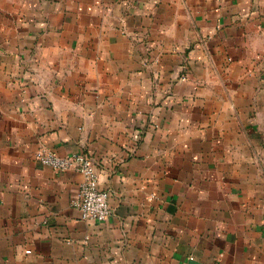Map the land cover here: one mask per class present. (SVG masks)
Returning <instances> with one entry per match:
<instances>
[{
	"label": "crops",
	"instance_id": "obj_1",
	"mask_svg": "<svg viewBox=\"0 0 264 264\" xmlns=\"http://www.w3.org/2000/svg\"><path fill=\"white\" fill-rule=\"evenodd\" d=\"M0 264H264V0H0Z\"/></svg>",
	"mask_w": 264,
	"mask_h": 264
},
{
	"label": "built area",
	"instance_id": "obj_2",
	"mask_svg": "<svg viewBox=\"0 0 264 264\" xmlns=\"http://www.w3.org/2000/svg\"><path fill=\"white\" fill-rule=\"evenodd\" d=\"M35 156L55 170H74L82 175L77 195L72 200L82 219L102 221L111 214L110 190L99 186L98 167L92 157L85 153L60 155L45 148L38 149Z\"/></svg>",
	"mask_w": 264,
	"mask_h": 264
}]
</instances>
